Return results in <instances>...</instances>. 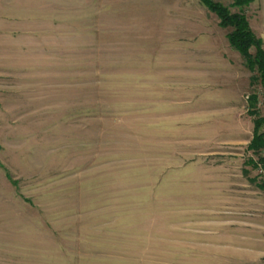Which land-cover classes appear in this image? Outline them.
<instances>
[{
  "label": "rangeland",
  "instance_id": "374dc122",
  "mask_svg": "<svg viewBox=\"0 0 264 264\" xmlns=\"http://www.w3.org/2000/svg\"><path fill=\"white\" fill-rule=\"evenodd\" d=\"M12 3L0 0V264H221L198 231L205 211L264 212V151L247 149L262 85L230 29L199 0Z\"/></svg>",
  "mask_w": 264,
  "mask_h": 264
},
{
  "label": "crops",
  "instance_id": "0c3cea01",
  "mask_svg": "<svg viewBox=\"0 0 264 264\" xmlns=\"http://www.w3.org/2000/svg\"><path fill=\"white\" fill-rule=\"evenodd\" d=\"M4 1L5 5L8 3V6H13L12 2L14 0ZM252 4L257 5V18L253 24L250 21L249 24L253 33L262 40L264 49V0H256ZM204 15L206 20H208V15ZM7 18L9 20V17ZM212 18L218 23V19L215 16L211 17V20ZM12 22L17 21L13 19ZM218 28L220 29L221 27L219 26ZM208 32L214 41L212 48L216 49L214 32L210 31V26L206 22L201 25V28H198L197 33L207 36ZM253 205L250 207L206 210L205 212L208 213H205V215L213 218L198 221L200 223L198 225H202V228L200 226L198 231L208 238L205 246H214L221 250L220 255L216 256L221 264L261 263V258L264 256V212L257 204Z\"/></svg>",
  "mask_w": 264,
  "mask_h": 264
},
{
  "label": "trees",
  "instance_id": "16d2710c",
  "mask_svg": "<svg viewBox=\"0 0 264 264\" xmlns=\"http://www.w3.org/2000/svg\"><path fill=\"white\" fill-rule=\"evenodd\" d=\"M256 0H232L229 6L223 5L218 0H199L206 9L213 13L218 19V25L221 28H229L226 34L230 47L237 50L242 56L246 67L251 72H256V78H259L262 85V97L264 100V49L263 42L252 31L245 9ZM230 8H236L237 11H231ZM254 48L252 54L250 49ZM257 94H251L248 97V114L253 117V136L247 149L255 154L264 151V117L260 116L258 108ZM250 164L255 166L261 163L264 166V156L258 157V162L249 160ZM257 165V164H256ZM264 188V184L261 185Z\"/></svg>",
  "mask_w": 264,
  "mask_h": 264
},
{
  "label": "built area",
  "instance_id": "2783aa9c",
  "mask_svg": "<svg viewBox=\"0 0 264 264\" xmlns=\"http://www.w3.org/2000/svg\"><path fill=\"white\" fill-rule=\"evenodd\" d=\"M259 167H260V169H259V170H262V169H261L262 167H261V166H259Z\"/></svg>",
  "mask_w": 264,
  "mask_h": 264
}]
</instances>
